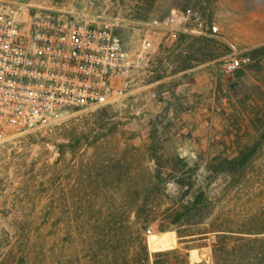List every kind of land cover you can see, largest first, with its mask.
I'll return each instance as SVG.
<instances>
[{"label":"rangeland","instance_id":"rangeland-1","mask_svg":"<svg viewBox=\"0 0 264 264\" xmlns=\"http://www.w3.org/2000/svg\"><path fill=\"white\" fill-rule=\"evenodd\" d=\"M214 3L0 0V7L23 21L46 12L108 24L136 49L154 18L199 10L211 24ZM196 25L159 44L121 99L71 109L58 123L0 143V264H131L144 247L149 264L158 251H178L187 264H216L218 256L248 264L249 255L264 264V110L236 105L234 114L204 86L232 80L234 72L221 73L229 51L222 38L206 36L214 40L208 65L182 69ZM197 198L195 209L181 208ZM161 236L168 244L153 249Z\"/></svg>","mask_w":264,"mask_h":264},{"label":"built area","instance_id":"built-area-1","mask_svg":"<svg viewBox=\"0 0 264 264\" xmlns=\"http://www.w3.org/2000/svg\"><path fill=\"white\" fill-rule=\"evenodd\" d=\"M191 21L198 26L190 33L219 35L218 25H204L199 10L171 8L150 22V38L132 49L108 24L46 12H35L23 21L0 7V143L19 131L58 123L71 109L121 99L159 44ZM252 62L248 53L229 44L221 73H233Z\"/></svg>","mask_w":264,"mask_h":264},{"label":"crops","instance_id":"crops-1","mask_svg":"<svg viewBox=\"0 0 264 264\" xmlns=\"http://www.w3.org/2000/svg\"><path fill=\"white\" fill-rule=\"evenodd\" d=\"M213 22L219 27L218 37L222 42L245 51L253 62L235 71L231 81L222 79L219 83L215 81L214 86H204L212 87L213 93L220 94L221 105L229 100L226 107L234 106V114L238 111L236 105L243 108L262 106L264 110V0H215ZM208 64L205 62L195 68ZM206 89L203 88L204 95L211 91Z\"/></svg>","mask_w":264,"mask_h":264},{"label":"trees","instance_id":"trees-1","mask_svg":"<svg viewBox=\"0 0 264 264\" xmlns=\"http://www.w3.org/2000/svg\"><path fill=\"white\" fill-rule=\"evenodd\" d=\"M211 16H212V13H211ZM182 36L186 37V34H182ZM188 36H191V35H188ZM193 40L194 41L193 42L191 41L190 45L193 48L195 47V49L192 50V52H188L187 58L184 59V63L181 66L182 69H187L188 67H190L191 61L199 64V63H203L205 61H208L213 57V55L211 54L210 49H209V47L211 46L210 44H212V42H214L213 39L206 37V36L198 35V36H195V38H193ZM189 53H191V54H189ZM198 53H201L202 58H200L199 60H196L197 58L195 57V55ZM183 55L184 54L181 55L182 58H183ZM199 203H200L199 198H197L196 200L193 201V203L191 205L183 204V205H181V208L184 210L188 209L187 210V212H188L192 209H195L197 207L196 205ZM172 221H173V223L177 222V220H174V219ZM164 237L165 236H161V238H159L160 240L156 241L157 244H154L153 249H161L168 244V242L164 241V239H165ZM217 237H219V236H217ZM216 245H215L214 249H215V251H218L216 248ZM253 257H257V256H252V255L248 256V258H249L248 264H253L252 262H250L251 259L253 260ZM262 257H263V261H264V254H262ZM217 258H218V260H217L216 264H222V262H221L222 260H219L220 256H218ZM258 259H260V258H258ZM184 262L187 264V260L178 251H158V252L153 253V259H152L151 264H183ZM139 263L140 264H149V253H148V250L146 249V247L143 248L142 258H140L138 260H134V259L131 260V264H139Z\"/></svg>","mask_w":264,"mask_h":264}]
</instances>
